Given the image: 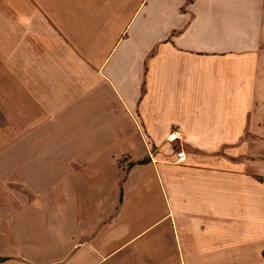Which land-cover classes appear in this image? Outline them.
<instances>
[{"label": "crops", "instance_id": "0c3cea01", "mask_svg": "<svg viewBox=\"0 0 264 264\" xmlns=\"http://www.w3.org/2000/svg\"><path fill=\"white\" fill-rule=\"evenodd\" d=\"M0 264H264V0H0Z\"/></svg>", "mask_w": 264, "mask_h": 264}, {"label": "built area", "instance_id": "2783aa9c", "mask_svg": "<svg viewBox=\"0 0 264 264\" xmlns=\"http://www.w3.org/2000/svg\"><path fill=\"white\" fill-rule=\"evenodd\" d=\"M183 140H184V135L182 131L178 129L177 127L172 128L166 136V141L171 142V143L173 142L182 143ZM178 147L179 149L176 151V161L177 162L185 158L184 150L180 146Z\"/></svg>", "mask_w": 264, "mask_h": 264}]
</instances>
